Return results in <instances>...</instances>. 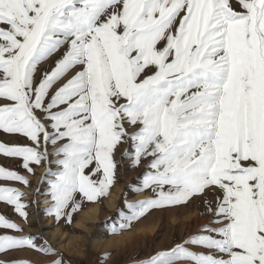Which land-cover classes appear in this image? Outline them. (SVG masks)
<instances>
[{
    "label": "snow or ice",
    "instance_id": "6c2138e0",
    "mask_svg": "<svg viewBox=\"0 0 264 264\" xmlns=\"http://www.w3.org/2000/svg\"><path fill=\"white\" fill-rule=\"evenodd\" d=\"M0 130L31 142L0 153L55 177L46 213L57 220L108 195L122 143L133 166L149 160L130 190L152 195L125 199L111 232L215 194L196 234L136 264H264V0H0ZM0 179L30 184L3 167ZM23 195L0 186L26 220ZM0 228L23 232L3 215ZM36 239L0 234V253L55 255Z\"/></svg>",
    "mask_w": 264,
    "mask_h": 264
},
{
    "label": "rangeland",
    "instance_id": "374dc122",
    "mask_svg": "<svg viewBox=\"0 0 264 264\" xmlns=\"http://www.w3.org/2000/svg\"><path fill=\"white\" fill-rule=\"evenodd\" d=\"M3 135L12 137L3 134L0 130V139ZM13 136L19 139L14 142L12 140V143L7 145L31 144L20 134ZM58 146L59 144L56 146L49 144L48 151L52 152L53 148ZM125 149L132 151L130 143H122L115 152L116 181L108 195L100 198L98 202L83 201L81 208L72 214L70 222L67 216L57 220L53 215L46 213L51 203L47 181L55 177L46 176L44 182H41V175L45 171L44 164H32L33 172L29 173L23 168L21 158L0 156V167L15 171L30 181L29 185H24L19 181L0 179V186L17 188L24 193L20 199L26 205L24 210L28 213L25 220L15 211L13 205L0 201V215L23 229L22 233H18L15 230L0 228V234H30L37 238L35 241L37 245L47 241L48 245L55 249V255H46L28 248L10 250L7 254L0 253V261L27 260L31 264H52L53 260L60 258L63 264H136L137 261L147 259L156 251L171 248L196 234L198 228L212 218L207 212L204 201H214L215 194L207 191L205 195L195 197L187 203L153 209L138 221L133 222L130 229L111 232L113 224L118 223L120 219L118 209L125 213L128 211L124 207L125 199L132 202L152 195L149 190L141 192L130 190L129 186H138L143 173L149 170L146 167L149 160L145 158L139 165L133 166L132 157L122 155ZM57 159L55 155L49 157L50 162L47 166L52 172L58 170V165L55 163ZM124 193H128L126 197ZM76 198L80 199L79 194ZM110 201H113L112 208L108 205ZM94 204L97 205V211L91 214V211H87V207ZM84 209L86 213H90L89 216L81 213ZM99 212L102 214L100 215ZM127 233H130L129 237H125L123 242L121 237ZM189 247L194 251L202 250L193 245ZM104 253L109 255L105 258Z\"/></svg>",
    "mask_w": 264,
    "mask_h": 264
},
{
    "label": "crops",
    "instance_id": "0c3cea01",
    "mask_svg": "<svg viewBox=\"0 0 264 264\" xmlns=\"http://www.w3.org/2000/svg\"><path fill=\"white\" fill-rule=\"evenodd\" d=\"M60 54H62V53H57V54H54V56L53 57H51V58H49V60L48 61H45L44 63H42L41 65H40V69H39V71L37 72V80L39 79V76H40V73L44 70V69H49L50 70V67L53 65V63H54V60L56 59V58H58V56L60 55ZM2 133L3 134H6V135H11L12 137H4L5 135H3L1 138L2 139H0V142H3V143H5V144H7V143H12V140H13V142H14V140H17V139H19V137H15V136H13V135H15V134H11V133H5V132H3L2 131ZM16 135H19V134H16ZM6 139H9L8 141L6 140ZM0 156H2L3 158H4V154L3 153H0ZM127 232V231H126Z\"/></svg>",
    "mask_w": 264,
    "mask_h": 264
},
{
    "label": "bare ground",
    "instance_id": "6f19581e",
    "mask_svg": "<svg viewBox=\"0 0 264 264\" xmlns=\"http://www.w3.org/2000/svg\"><path fill=\"white\" fill-rule=\"evenodd\" d=\"M144 196H145V195H144ZM112 203H113V201H110V202L108 203V205H109L111 208L113 207V204H112ZM87 211H91V214L94 213V212H96V211H97V205L94 204V205H90V206H88V207H87ZM87 211H86V209H84L81 213H86ZM89 214H90V213H86L87 216H89ZM99 214L101 215L102 213L99 212ZM149 232H151V230H149ZM129 234H130V233H127V234L122 235L123 237H121V238H122V241H123V242H125V240H124L125 237H129ZM132 237H133V236H132ZM128 239H129V238H128Z\"/></svg>",
    "mask_w": 264,
    "mask_h": 264
}]
</instances>
